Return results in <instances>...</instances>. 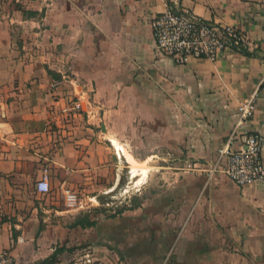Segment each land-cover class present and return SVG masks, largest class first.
<instances>
[{"label":"crops","instance_id":"crops-1","mask_svg":"<svg viewBox=\"0 0 264 264\" xmlns=\"http://www.w3.org/2000/svg\"><path fill=\"white\" fill-rule=\"evenodd\" d=\"M167 2L235 27L263 58L225 49L214 61L176 63L152 35L163 0H0V250L15 264L54 252L48 264L85 255L160 264L170 248L165 264H264V180L237 186L204 170L255 89L245 129L264 134V0ZM121 147L146 173L131 168L143 197L119 212L129 250L113 254L97 200L134 162L121 163ZM45 163L51 189L42 196ZM62 187L83 206L67 210ZM128 213L133 232L121 221Z\"/></svg>","mask_w":264,"mask_h":264},{"label":"built area","instance_id":"built-area-1","mask_svg":"<svg viewBox=\"0 0 264 264\" xmlns=\"http://www.w3.org/2000/svg\"><path fill=\"white\" fill-rule=\"evenodd\" d=\"M165 9L153 17L150 25L156 50L178 64L188 59L214 61L225 49L236 52L247 50L250 41L242 32L230 25H218L202 19L188 8L173 6L163 0ZM264 82V75L262 77ZM257 90L242 100L236 108L234 123L224 143L218 148L215 160L205 167L206 178L211 180L218 173L224 174L237 186L264 180L262 149L264 134L245 129L247 119L255 108ZM77 112L81 109L79 100L70 106ZM239 142L240 147H234ZM49 164L41 169V176L35 182V190L42 196L50 192ZM63 203L67 210L83 206L81 197L68 188L62 187ZM18 241H23L19 238ZM168 256L165 258L167 260ZM166 261H163L165 264ZM0 264H15L7 250H0ZM73 264H95L91 256L85 255Z\"/></svg>","mask_w":264,"mask_h":264},{"label":"rangeland","instance_id":"rangeland-1","mask_svg":"<svg viewBox=\"0 0 264 264\" xmlns=\"http://www.w3.org/2000/svg\"><path fill=\"white\" fill-rule=\"evenodd\" d=\"M114 145L120 148V145L118 142L114 143ZM126 155L131 156L129 152H127L124 148L121 147L119 151L121 163L128 165L124 159V156ZM133 166L138 168V171L140 170V172H142V169H143L146 173V165L145 164L139 165L134 159L133 164L130 163V169L124 168L122 170L119 184L116 186V188L108 194L100 195V197H98V200H97L98 206L100 209L96 215L99 216L101 222H104L103 225H100L99 221H97L99 224L98 230L100 231L105 230L109 234V241L106 242V244H107V247L111 250V253L113 254L122 253V252L127 253L129 250V249L127 250L125 249L126 248L125 246L127 245L124 244L125 239L121 238L123 234L120 235V230L117 224L119 212L123 211L124 209L131 210L136 204H138L142 200V197H143L142 194H138L139 192L136 190L137 187L135 186L136 183L132 182L131 177H130L132 176L131 168ZM129 170L131 173L129 172ZM145 173L142 172V174H145ZM88 204H96V203L93 201V202H88ZM128 214H129L127 215L128 217H122L121 221L123 223L129 224L131 226L130 229L133 232L134 225H135L134 215L133 213H128ZM183 227H184V223L180 225L178 231L181 232ZM148 231H149V228H148ZM167 256H168L167 258L168 260L171 256V248L168 250L165 256H163V259L160 261V264H163V261H167L165 260ZM75 261L76 260H70V261H67L66 264H73ZM117 263L118 261L113 264H117ZM107 264H110V263H107Z\"/></svg>","mask_w":264,"mask_h":264},{"label":"trees","instance_id":"trees-1","mask_svg":"<svg viewBox=\"0 0 264 264\" xmlns=\"http://www.w3.org/2000/svg\"><path fill=\"white\" fill-rule=\"evenodd\" d=\"M242 53H244V54H247V55H254V56H258V57H261V58H263V54H260L257 50L256 51H252V52H250V51H248V50H242ZM87 224H89V225H92V222H87ZM57 252V251H56ZM55 252L52 254V256H50V258L48 259V260H45L44 262H43V264H48L50 261H51V258H53L54 256H55Z\"/></svg>","mask_w":264,"mask_h":264}]
</instances>
